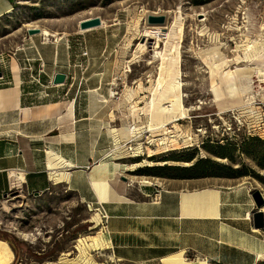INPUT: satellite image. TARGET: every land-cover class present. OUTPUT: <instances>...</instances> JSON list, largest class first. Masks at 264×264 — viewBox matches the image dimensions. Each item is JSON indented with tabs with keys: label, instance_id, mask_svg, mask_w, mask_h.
Masks as SVG:
<instances>
[{
	"label": "rangeland",
	"instance_id": "rangeland-1",
	"mask_svg": "<svg viewBox=\"0 0 264 264\" xmlns=\"http://www.w3.org/2000/svg\"><path fill=\"white\" fill-rule=\"evenodd\" d=\"M10 1L0 17V131L32 120L36 108L53 112L61 101L62 110L70 105L68 116L91 117L92 132L103 117L108 133L95 160L117 162L127 180L145 179L141 168L210 158L244 172L208 178L245 184L248 218L254 225L255 213L264 217L257 177L264 178V0ZM97 16L101 26L80 29ZM58 74L65 80L55 83ZM176 82L180 107L166 98ZM28 92L20 106L19 95ZM123 126L133 133L114 154L113 129ZM133 163L140 165L128 170ZM9 180L0 195V235L8 238H0V264H125L112 257L105 219L92 204L63 183L36 195ZM259 232L264 240V228Z\"/></svg>",
	"mask_w": 264,
	"mask_h": 264
},
{
	"label": "crops",
	"instance_id": "crops-1",
	"mask_svg": "<svg viewBox=\"0 0 264 264\" xmlns=\"http://www.w3.org/2000/svg\"><path fill=\"white\" fill-rule=\"evenodd\" d=\"M10 7V0H0V17ZM31 93L19 95L20 106ZM59 103L53 102L48 113L36 106L32 120L18 118L13 129L0 131V195L7 177L13 187L24 175L28 190L40 193L63 183L102 216L106 211L111 255L125 264H257L263 258L264 240L247 216L245 184L234 178L124 179L117 162L95 160L108 133L103 117L92 132L86 122L91 117L68 116L70 105L62 110ZM29 142L32 147H25ZM52 171L65 174L53 178Z\"/></svg>",
	"mask_w": 264,
	"mask_h": 264
},
{
	"label": "trees",
	"instance_id": "trees-1",
	"mask_svg": "<svg viewBox=\"0 0 264 264\" xmlns=\"http://www.w3.org/2000/svg\"><path fill=\"white\" fill-rule=\"evenodd\" d=\"M259 140V139H258ZM261 141V140H260ZM226 149L225 147H221ZM217 155L226 158L230 157L227 152H216ZM173 160H193V157H188L185 159H173ZM264 168V164H260ZM225 171V172H221ZM141 175L158 176V177H168V178H201V177H212V176H226V177H236L242 176L244 172L237 168H233L229 165L220 164L210 158H201L191 164L190 166H173V165H163V166H149L146 168H141L139 173ZM259 179L264 183V178ZM0 238L8 240L7 237L0 235Z\"/></svg>",
	"mask_w": 264,
	"mask_h": 264
},
{
	"label": "bare ground",
	"instance_id": "bare-ground-1",
	"mask_svg": "<svg viewBox=\"0 0 264 264\" xmlns=\"http://www.w3.org/2000/svg\"><path fill=\"white\" fill-rule=\"evenodd\" d=\"M11 11L8 9V12ZM42 36L48 38V37H52V36H55V34L47 31V30H42ZM143 48V47H142ZM167 100L171 103H174L176 105H178V107L181 106L180 104V101H181V93H180V83L179 82H176L174 85H173V92L171 94H168L167 95ZM150 103H153V100L150 102ZM149 103V104H150ZM161 111V110H160ZM164 111V110H162ZM256 117L257 114L254 113ZM253 114V115H254ZM113 132L116 133L118 139H117V150H115L114 154H119L118 152L120 151L118 148L120 147V141L119 140H126V141H129L130 140V137L132 135V131H131V128L129 126H123L121 128H116V129H113ZM140 145H142V143H139ZM152 152V151H151ZM123 154V153H122ZM157 154V153H156ZM61 156V155H60ZM120 156V155H118ZM125 156L123 157H116V159H121V158H124ZM66 162V161H65ZM139 163H133L132 165H129L128 166V170L130 169H136L137 167H139ZM48 166L50 169H54L55 167H53V163L51 160H49L48 162ZM105 171V170H104ZM52 177L53 178H60V175H64L65 173H57V171H52ZM104 176V175H103ZM105 177V176H104ZM63 178V177H62ZM21 181L22 182V185L26 182L25 180V176H20L18 175L17 179L14 180V185H13V188L16 187V183L17 181ZM144 182H150L149 180L147 179H143ZM21 185V186H22ZM18 186V185H17ZM258 230V229H257ZM18 233L26 240H31V239H34L35 238V234L32 233V232H24V231H21L19 230ZM177 258V257H175ZM180 259V258H179ZM185 259V258H184ZM183 260V259H182ZM181 262V261H180ZM189 262V261H188ZM176 264V263H175Z\"/></svg>",
	"mask_w": 264,
	"mask_h": 264
},
{
	"label": "water",
	"instance_id": "water-1",
	"mask_svg": "<svg viewBox=\"0 0 264 264\" xmlns=\"http://www.w3.org/2000/svg\"><path fill=\"white\" fill-rule=\"evenodd\" d=\"M155 19V18H154ZM160 19V21H162V17L157 18ZM102 25V20L99 16L97 17H90L87 19H84L80 22V29L85 30V29H89V28H94L97 26H101ZM30 34H35V33H41V29L40 28H30L29 29ZM0 76H2V74L0 73ZM65 80V75L64 74H58L55 78V83H60L63 82ZM126 179V178H124ZM40 192H36V195H39ZM254 227L255 229H263L264 228V217H263V213L262 212H257L254 215Z\"/></svg>",
	"mask_w": 264,
	"mask_h": 264
},
{
	"label": "built area",
	"instance_id": "built-area-1",
	"mask_svg": "<svg viewBox=\"0 0 264 264\" xmlns=\"http://www.w3.org/2000/svg\"><path fill=\"white\" fill-rule=\"evenodd\" d=\"M103 218L105 219V221H107L108 220V218H109V216H108V214L106 213V211L103 209Z\"/></svg>",
	"mask_w": 264,
	"mask_h": 264
}]
</instances>
